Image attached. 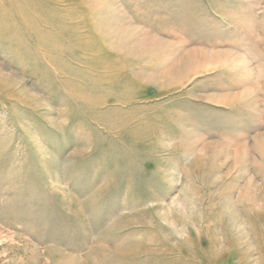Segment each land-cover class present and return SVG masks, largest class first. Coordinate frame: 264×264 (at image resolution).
Segmentation results:
<instances>
[{
  "label": "rangeland",
  "instance_id": "obj_1",
  "mask_svg": "<svg viewBox=\"0 0 264 264\" xmlns=\"http://www.w3.org/2000/svg\"><path fill=\"white\" fill-rule=\"evenodd\" d=\"M0 264H264V0H0Z\"/></svg>",
  "mask_w": 264,
  "mask_h": 264
}]
</instances>
